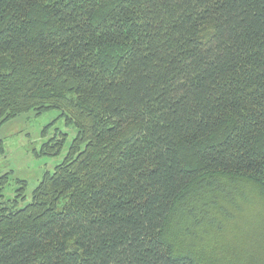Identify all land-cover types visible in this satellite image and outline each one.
I'll return each instance as SVG.
<instances>
[{
	"label": "trees",
	"instance_id": "obj_1",
	"mask_svg": "<svg viewBox=\"0 0 264 264\" xmlns=\"http://www.w3.org/2000/svg\"><path fill=\"white\" fill-rule=\"evenodd\" d=\"M49 110L0 264H264V0H0V127Z\"/></svg>",
	"mask_w": 264,
	"mask_h": 264
},
{
	"label": "rangeland",
	"instance_id": "obj_2",
	"mask_svg": "<svg viewBox=\"0 0 264 264\" xmlns=\"http://www.w3.org/2000/svg\"><path fill=\"white\" fill-rule=\"evenodd\" d=\"M56 132L65 134L67 138L61 153L54 157L39 155L43 144L52 139ZM76 133L74 127H66L57 110H49L40 115L31 111L3 124L0 127V140L4 149L0 154V177L8 175L2 188L4 201L14 200L17 191L24 187V201H20L18 206L29 203L31 193L43 175L53 173L56 166L62 163ZM229 237L226 242H229Z\"/></svg>",
	"mask_w": 264,
	"mask_h": 264
}]
</instances>
